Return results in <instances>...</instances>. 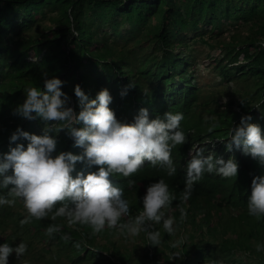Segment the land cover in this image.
Here are the masks:
<instances>
[{
  "label": "trees",
  "instance_id": "obj_1",
  "mask_svg": "<svg viewBox=\"0 0 264 264\" xmlns=\"http://www.w3.org/2000/svg\"><path fill=\"white\" fill-rule=\"evenodd\" d=\"M235 22L247 25V34L236 33L228 41L219 40L222 26ZM34 28L36 31L31 33ZM191 32L201 41L215 40L211 46L217 44L224 49V57L214 65L220 80H240L245 84L238 112L220 111L216 119L196 112L200 87L193 75L195 55L184 48L188 46L185 38ZM45 72L49 78L56 76L64 81L62 91L68 94L69 106L77 113L80 104L74 88L79 84L89 100L107 88L112 96L109 107L122 122H131L141 108L148 109L150 119L166 111L184 114L181 127L187 140L172 149L177 167L174 176H167L163 167H154L145 160L131 176L117 173L110 177L124 189L130 202L128 215L143 209L146 186L162 177L175 196L170 204L179 205L183 201L186 162L194 145L204 147L205 156L211 152L214 158L234 157L238 162L236 178L205 173L195 182L187 199L194 207L199 200L205 203L207 210L202 221L191 225L192 232L205 236V242L185 246L172 256L164 254L162 261L153 264H214L220 258L230 261L224 255L228 246L219 243L213 210L231 211V231L242 243L261 234L258 228H264V216L249 215L247 200L253 177L264 175V163L245 154L242 148L233 146L228 151L226 145L229 128L239 124L242 116H250L249 123L258 124L264 136V0H0V153L9 151L10 143L13 147L17 142L27 146L26 138L15 142L9 139L18 127L37 135L43 134L46 127L51 128L49 134L57 140L54 155L60 151L83 153V146H75L67 127H51L60 122L45 121L35 112V118L29 119L17 111L26 99V87L46 90L42 76ZM129 84L132 86L121 95ZM209 103L206 100L203 106ZM74 126L82 127L83 123ZM205 139L210 144L204 143ZM98 168L99 165L87 168L83 161H77L72 175L81 169ZM20 200L16 198L14 204L0 206V243L7 240L15 246L18 244L15 239L19 238L31 244L33 238L47 233L45 228L49 224L59 223L63 218L57 217L55 221L50 216L33 218L21 224L28 215L25 209L24 217L14 224L12 216L19 218L23 212ZM65 229L66 225L61 231ZM69 237L65 240L62 233L55 234L54 245L72 243V247L84 249L81 236L72 233ZM95 248L85 255L77 254L74 262L87 259L92 252L99 262L116 264L98 251L101 248L115 255L119 263L131 264V259L114 245L112 250L103 245ZM38 249L41 255L48 251L46 246ZM241 256L252 260L250 264H264L262 257L252 253L239 255L237 259H242Z\"/></svg>",
  "mask_w": 264,
  "mask_h": 264
},
{
  "label": "clouds",
  "instance_id": "obj_2",
  "mask_svg": "<svg viewBox=\"0 0 264 264\" xmlns=\"http://www.w3.org/2000/svg\"><path fill=\"white\" fill-rule=\"evenodd\" d=\"M42 76L46 90L42 91L39 86L26 87V99L18 105L17 111L29 119L35 118V112L36 116L45 121L60 122L51 127H67L75 146H83L84 151L82 154L60 151L54 155L57 140L49 134L51 128L46 127L43 134L37 135L18 127L12 132L10 141L15 142L23 137L28 143L26 147L23 143L17 142L14 147L10 143L9 151L0 153V190H8L7 193L0 191V206L12 205L16 198H20L23 208L20 216L24 217L25 209L28 213L21 220V224L30 222L33 218L42 219L48 216L53 221L57 217H63L60 220L66 219L67 222H61L63 226L60 222L49 224L45 228L46 234L33 239L40 241L39 247L46 246L48 254L53 248L64 251L65 259L72 263H76L74 258L77 254L85 255L88 250L96 249L95 245L105 246L104 243H94L95 235L104 238L108 235L115 237L117 228L131 236H136L141 231L146 233L148 238L143 237L141 244L146 249L147 264L159 262V258H164V254L172 256L174 251L188 246L183 242L178 249L173 243V233L176 231L175 217L166 216L165 210H174L178 205L170 204L175 196L170 192L169 184L163 177L146 186L142 197L143 209L135 212V217L126 221L124 217L132 215H128L130 202L124 196V189L110 178L117 173L124 177L131 176L145 160L154 167H163L167 176H174L177 167L172 158V149L187 140L181 127L184 114L166 111L162 116L150 119L148 109L141 108L131 122H122L109 107L112 96L107 88L101 89L94 99L89 100L79 84L74 88L80 104L77 113L69 106L68 94L62 91L61 85L64 81L56 76L49 78L46 72L42 73ZM131 86L127 85L121 95H125L127 88ZM250 120V116H242L239 124L229 128L227 136L230 139L226 148L228 151H231L233 146L242 148L245 154H251L264 163V136L260 126L249 123ZM80 123H83L82 127L74 126ZM204 152L205 148L198 145L189 150L191 158L186 162L184 189L181 194L183 201L179 205H187V208L194 206V203L190 204L187 199L192 194L195 182L205 173H216L225 178L237 177L239 165L234 157L225 160L222 157L214 158V153L211 152L205 156ZM77 161H83L87 168L93 165H99V168L96 171L81 169L73 176ZM198 204L199 202L197 206ZM247 209L251 216H264V175L253 177ZM206 210L207 208L201 211L202 218ZM180 212L183 219L186 215L185 209L181 208ZM148 222H162L167 232L163 246L158 245L160 231L153 229ZM193 223L197 221L193 219ZM64 225L67 228L65 232L61 231ZM258 229L262 231L264 228ZM69 232L82 237L84 249L74 248L72 243L65 246L54 245L55 234L62 233V238L67 240L72 234ZM129 235L125 239L129 238ZM114 241L115 239L112 240ZM199 242L204 243L205 240ZM76 246L79 247V244ZM27 247L24 241H19L15 246L7 240L0 243V264H9V256L13 253L19 264H29L27 260L22 259ZM107 247L112 250L113 246ZM157 250L160 251L159 256L156 255ZM256 250L264 251V243H257ZM98 251L119 264L113 259L112 256L115 255H111L110 251L101 248ZM89 257L97 258L92 252ZM223 263L224 261L214 262Z\"/></svg>",
  "mask_w": 264,
  "mask_h": 264
},
{
  "label": "rangeland",
  "instance_id": "obj_3",
  "mask_svg": "<svg viewBox=\"0 0 264 264\" xmlns=\"http://www.w3.org/2000/svg\"><path fill=\"white\" fill-rule=\"evenodd\" d=\"M36 29L37 28L32 29L31 33H34ZM247 32V25L245 24H240L237 22L233 24H225L222 26V32L220 33L218 38L221 41H228L233 34L239 33L240 35H245L247 34ZM193 36V32L189 33L186 36L185 41H188V46L184 48L188 50L191 49V53L195 55L193 75L197 85L200 87L198 100H196V102L198 103L196 112L209 119L218 118V112L220 111L227 112V110H233L238 112L240 109L238 108V103L242 98V93L245 90V84L240 80H232L228 82L220 80V77L215 72L214 65L217 64L218 60L224 57V49L217 44L215 46H211V44L214 43L215 40L201 41L199 40V38ZM192 37L193 39H191ZM207 37L208 35L206 34L205 38ZM206 100H210V103L209 105L203 106V103ZM232 101L234 102V105L231 104ZM210 108L212 110H209ZM203 141L210 144L209 139H205ZM181 208L185 209L186 212V215L183 219H181ZM205 208V203L202 200H199V204L197 207L190 206L189 208H187V205L181 204L176 206L174 210H165L166 216L170 215L175 217L176 231L175 233H173V243L178 249L183 242L188 244V246H191L197 244L201 240H206L204 239L205 236L200 235L197 232L195 234L194 232H192L191 228V225L194 224L193 219H195V221L197 222L202 221L200 213ZM230 212L231 211L229 210H223L221 212L215 210L212 211L214 215L213 223L221 239L219 243H225L228 246V251L224 255L227 256V260L230 261L227 262L226 260H223L221 258L219 260L224 261L223 264H241L245 260L247 261L245 264H250L252 260H247L245 258H242V256V259H237L239 255H248L249 253H252L256 257H263L264 259V251L258 252L256 250L257 243H264V229H262L261 234L257 236H251L249 240L242 243L238 240L236 234H233L231 231L233 223L229 222L231 215ZM21 217L22 216H19V218L12 216L11 222L17 224ZM133 217H135V215L126 216L124 217V221L132 219ZM59 221L60 224H62L61 222H67L66 219H62ZM148 223L152 225L153 229H158L160 231L161 238L158 245L163 246L164 235L167 232L164 230L162 222ZM235 226H239L238 223H236ZM128 235L129 234L121 232L117 228L115 231V237L108 235L106 238H104L101 235H95L94 243H104L105 246L109 247L113 245L116 246L120 251L124 252L128 256V258L131 259V264H147L145 260L146 249L145 246L141 244L142 238L147 237L146 233L144 231H141L138 235H129V238L125 239ZM113 239H115L114 242H112ZM16 240H18L19 242V238H17ZM39 243L40 241L36 239H32L31 244L26 243L28 247L26 252L23 254L22 259L27 260L29 264H106L97 261V258L95 257H89L84 261L72 263L69 260L65 259V252H60L57 248H53L49 254L46 252L41 255L38 249V247L40 246ZM153 252L154 250H152L151 254L154 258ZM156 255H160L159 250H157ZM112 257L114 260H116L115 256ZM162 259L163 258H159L160 261H162ZM9 264H19L15 253L9 256Z\"/></svg>",
  "mask_w": 264,
  "mask_h": 264
}]
</instances>
